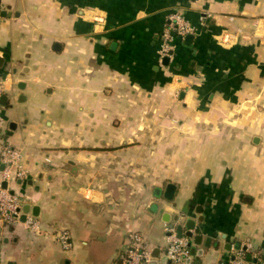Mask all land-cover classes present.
<instances>
[{
  "label": "crops",
  "instance_id": "0c3cea01",
  "mask_svg": "<svg viewBox=\"0 0 264 264\" xmlns=\"http://www.w3.org/2000/svg\"><path fill=\"white\" fill-rule=\"evenodd\" d=\"M1 2L6 186L41 231L0 218V264H121L134 233L170 264L178 224L189 264H264V0ZM173 11L195 31L165 64Z\"/></svg>",
  "mask_w": 264,
  "mask_h": 264
},
{
  "label": "built area",
  "instance_id": "2783aa9c",
  "mask_svg": "<svg viewBox=\"0 0 264 264\" xmlns=\"http://www.w3.org/2000/svg\"><path fill=\"white\" fill-rule=\"evenodd\" d=\"M166 20V26L161 33L163 41L159 50V62L164 57L170 58L175 39L183 38L185 35L195 31V27L179 11L169 13ZM200 20H204V17H200ZM18 159V151L0 140V165H2L0 169V218L4 224L9 225L19 221L22 213L21 203L15 195L9 192L7 187L2 188L1 181H6L11 176L19 178L24 176L25 171L18 165ZM23 223L32 232L40 233L39 225L33 217L25 216ZM166 230L168 235L165 256L170 264H189L187 261L188 257H190L189 239L186 236H177L171 227H167ZM54 237L63 249L71 247L66 230L55 232ZM150 258V250L145 246L142 236L137 233L132 234L121 264H147ZM210 264L221 263L212 262Z\"/></svg>",
  "mask_w": 264,
  "mask_h": 264
},
{
  "label": "water",
  "instance_id": "95a60500",
  "mask_svg": "<svg viewBox=\"0 0 264 264\" xmlns=\"http://www.w3.org/2000/svg\"><path fill=\"white\" fill-rule=\"evenodd\" d=\"M3 3L1 2V0H0V16H3L4 14H6V13H4V11H2L1 10V8L3 7ZM191 38V35H186V39H190ZM167 61H168V58L167 57H164L163 58V63H167ZM2 168V165H0V169ZM1 186H2V188H6L7 186H6V181H1ZM172 186L171 185H169L167 188L169 189V188H171ZM11 194H13V192L12 191H9ZM23 212H22V214L20 215V219L21 220H24V217H25V213L29 210V205H24L23 206ZM34 209H36V208H34V207H32V212H33V214H34ZM176 219V218H175ZM193 224H194V222L193 221H191V220H187V224L185 225V227L186 228H188V229H192L193 228ZM197 229H194V232L195 233H197ZM176 234H177V236H181L182 235V227H181V225L180 224H178L177 225V227H176ZM186 235H188V236H190V237H192V232H186ZM199 240H200V237L199 236H195L194 237V241H195V243H198L199 242ZM190 245H191V241L189 242V249H190V254H192V255H194L195 254V249L193 248V247H190ZM196 254L198 255V256H201L202 254H203V250L202 249H199L197 252H196ZM231 259H234V256H232L231 257ZM247 259H249V255L247 256ZM262 259H264V255L262 256ZM253 262H255L256 263V259H253ZM242 262L241 261H238L237 262V264H241ZM199 264H200V262H199Z\"/></svg>",
  "mask_w": 264,
  "mask_h": 264
}]
</instances>
